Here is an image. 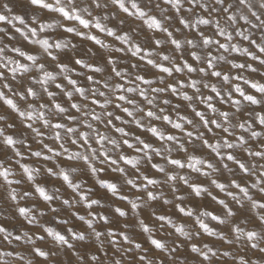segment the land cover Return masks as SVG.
<instances>
[{"label":"snow or ice","instance_id":"obj_1","mask_svg":"<svg viewBox=\"0 0 264 264\" xmlns=\"http://www.w3.org/2000/svg\"><path fill=\"white\" fill-rule=\"evenodd\" d=\"M27 4L0 5V264H264V0Z\"/></svg>","mask_w":264,"mask_h":264},{"label":"rangeland","instance_id":"obj_2","mask_svg":"<svg viewBox=\"0 0 264 264\" xmlns=\"http://www.w3.org/2000/svg\"><path fill=\"white\" fill-rule=\"evenodd\" d=\"M5 2H8L10 4V6L13 7V10H14L15 13L20 14V15H24L25 18L28 19L29 21H30L31 15H33V14H38V15H42V16H45V17L50 15V14H48L46 12L45 13H40V10L30 8L28 6V4H27V0H0V5H2ZM18 39H21V38L18 37ZM74 42L80 43L81 47H85V46L86 47H92V45L89 42H80L79 38H76L74 40ZM13 43H16V42L13 41ZM0 114H2V112H0ZM97 194L103 196L104 195V190L98 189ZM109 199H111V197H109ZM120 206L121 207H125V208L128 207L126 204H121ZM41 207H44V205H41ZM211 207H215V206L213 205ZM49 219H51V217H49ZM0 220H2V218H0ZM20 223H22V221H11L8 226L11 229V228L15 227L16 225H18ZM205 239H207V238H205ZM157 255H159V254L157 253ZM39 264H45V262L40 261ZM224 264H228V262L225 261Z\"/></svg>","mask_w":264,"mask_h":264},{"label":"built area","instance_id":"obj_3","mask_svg":"<svg viewBox=\"0 0 264 264\" xmlns=\"http://www.w3.org/2000/svg\"><path fill=\"white\" fill-rule=\"evenodd\" d=\"M261 70L264 71V69H261ZM253 77L259 79V76L256 74H253ZM262 82H264V81H262ZM105 178H108V177H105Z\"/></svg>","mask_w":264,"mask_h":264}]
</instances>
